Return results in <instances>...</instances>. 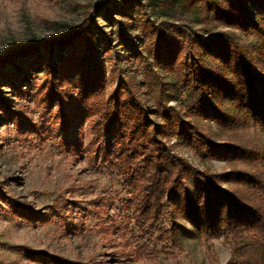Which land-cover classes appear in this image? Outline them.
<instances>
[{
  "label": "rangeland",
  "instance_id": "obj_1",
  "mask_svg": "<svg viewBox=\"0 0 264 264\" xmlns=\"http://www.w3.org/2000/svg\"><path fill=\"white\" fill-rule=\"evenodd\" d=\"M167 1L0 0V59L35 42L62 38L91 19L89 30L104 73L102 101L124 85L142 103L153 125L160 127L169 150L198 171H264V125L249 115L225 131L199 121L188 113L189 101L174 76L153 63L151 28L174 24L200 28L186 20V13L169 9ZM199 36L203 38V33ZM246 42L258 44L253 36ZM8 67L3 66L0 75V100L6 106V115L0 112V264H47L27 254L77 264L230 260L228 241L221 234L205 236L196 229L183 195L144 220L132 200L134 192L113 169L112 147L96 135L92 120H79L77 108L58 94L53 100L44 99L40 85L49 76L44 70L33 69L28 85L21 84L24 93H16L9 87ZM54 88L58 93L64 85ZM209 101L216 108V98L210 96ZM222 101L223 110L231 114L228 102ZM160 105L175 109L184 121L189 115L217 142L230 137L247 151L249 160L226 164L200 159L180 143L174 128L163 125ZM185 183L187 195L194 197V181L187 178ZM173 223L178 227L172 240Z\"/></svg>",
  "mask_w": 264,
  "mask_h": 264
},
{
  "label": "trees",
  "instance_id": "obj_2",
  "mask_svg": "<svg viewBox=\"0 0 264 264\" xmlns=\"http://www.w3.org/2000/svg\"><path fill=\"white\" fill-rule=\"evenodd\" d=\"M167 2L169 9L186 13V20L200 27L194 30L174 24L150 29L149 55L156 66L174 76L176 86L189 101L188 113L199 121L216 124L220 131L235 128L247 115L263 126L264 0ZM125 5L131 7L129 2ZM90 20L62 38L38 41L3 56L0 75L2 67L9 65V87L21 94V84L28 85L33 69L49 74L40 85L44 99L53 100L58 94L77 108L79 120H92L96 135L112 147L113 169L134 192L132 200L144 220L160 214L165 203L174 204L183 195L196 229L205 236L221 234L230 244L231 258L226 264H264V171H198L169 150L160 127L153 125L142 103L124 85L102 101L104 73L89 30ZM247 36H253L258 44L249 45ZM58 84L64 88L56 93ZM210 96L216 98V108L210 105ZM222 100L228 102L231 114L223 110ZM5 109L0 100L3 115ZM158 115L164 126L175 129L180 143L202 160L226 164L249 160L239 143L230 137L217 142L190 121L189 115L184 121L175 109L161 105ZM187 178L196 186L194 197L187 195ZM175 226L173 223L169 236L172 240ZM27 255L47 264H77Z\"/></svg>",
  "mask_w": 264,
  "mask_h": 264
}]
</instances>
